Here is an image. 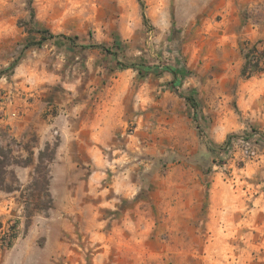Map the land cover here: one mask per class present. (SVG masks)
Masks as SVG:
<instances>
[{
	"label": "rangeland",
	"instance_id": "1",
	"mask_svg": "<svg viewBox=\"0 0 264 264\" xmlns=\"http://www.w3.org/2000/svg\"><path fill=\"white\" fill-rule=\"evenodd\" d=\"M42 29L72 42L33 45ZM263 29L264 0H0V145L33 153L0 190V264H264V223H216L209 202L225 180L246 207L264 191V110L241 114L234 67ZM138 62L175 67L196 120L167 71L121 70ZM35 99L23 118L15 101ZM113 142L115 167L85 150L110 161Z\"/></svg>",
	"mask_w": 264,
	"mask_h": 264
},
{
	"label": "crops",
	"instance_id": "2",
	"mask_svg": "<svg viewBox=\"0 0 264 264\" xmlns=\"http://www.w3.org/2000/svg\"><path fill=\"white\" fill-rule=\"evenodd\" d=\"M264 40V29L259 30L256 33L255 40H250L247 42L253 43L258 40ZM244 64V61H240L235 64L234 67H237L236 73L240 75L241 73V68ZM223 67H227L226 65H223ZM230 67H233V65H230ZM227 76V74H225ZM231 75V74H230ZM224 76V77H226ZM241 76V75H240ZM244 79L243 83L239 86V90L237 93V100H238V109L241 112L242 115L244 116H250V117H255L257 118L259 112L263 109L264 107L261 106V95L264 93V72L258 73L256 75L251 76L250 78H243ZM20 86L22 87L23 85L22 82L19 83ZM146 88L143 87L141 91L139 92V95L145 93ZM123 88H119L118 93L108 101L109 104V112L106 111L107 115H111L112 117H117L125 112L126 104L124 101V96L125 92H123ZM37 101L32 100L31 103L28 105V103H25L24 101L17 100L15 101V106L18 108L20 112L23 114L21 115L23 118H25L31 111H32V106L34 102ZM29 106V107H28ZM10 113L11 109L7 108L3 112V118L0 119L1 121L8 122L10 118ZM94 114H96V111H94ZM1 115V114H0ZM20 116V117H21ZM95 121V120H94ZM93 121V122H94ZM96 136L99 133L98 130H95ZM87 153L95 158L96 162H107L108 165H113L115 167L116 161L122 162L124 160V156L122 155V151L119 150V146L113 142L110 151L108 155H106V158L110 157V161L106 160L104 161L103 156L99 153L98 145H93V146H87ZM56 158H61L59 154H57ZM56 162V159H55ZM123 180V179H122ZM224 187L223 190H218L217 194H212L210 191L209 194V202L211 201L213 203V207H216L217 214L214 218L216 223H264V191L263 192H255L254 195H251V200L252 204L249 207H246V200L249 199V195L246 194V189H240L238 190V187L236 185H233V187H228V182L225 180L223 181ZM122 184H124V181H122ZM241 191V192H239ZM122 194L121 196L124 197L125 194L124 192L121 191L119 192ZM248 195V196H247ZM216 199V202L214 199ZM209 223H213L212 221H208Z\"/></svg>",
	"mask_w": 264,
	"mask_h": 264
},
{
	"label": "trees",
	"instance_id": "3",
	"mask_svg": "<svg viewBox=\"0 0 264 264\" xmlns=\"http://www.w3.org/2000/svg\"><path fill=\"white\" fill-rule=\"evenodd\" d=\"M142 9V18L145 21L146 17L143 12L144 7L141 5ZM31 18H33V10L31 9ZM37 34L39 35L38 39H34L33 45L40 46L42 43L48 40H53L55 43L58 44H65V42H72V39L69 37H66L64 35L60 34H53L49 30L42 29L38 30ZM106 52H108L107 49H105L102 46H96ZM241 52L243 53L244 57V64L241 68V77L243 78H250L253 75H256L258 73L264 72V42L256 41L253 43H245L244 46H242ZM15 65H12L11 68H14ZM133 68L137 70L139 74L143 72H150L155 69H161V65H154V64H146L143 62H138L137 64L131 65V66H125L121 65V70ZM165 71L171 74L172 80L170 81V86L173 90V92L181 99L184 100L185 104L191 109L193 120H196L198 115V102L196 98L193 95H185V93L182 91V80L177 74V71L175 67L166 65L163 67ZM198 128V127H197ZM16 144V141L13 140ZM56 145L51 147L49 143L45 144V147L43 150L38 152V164L42 165L43 160L48 158V161L54 160L55 154H56ZM27 152L26 158H21L19 156L14 155V151L10 145L2 146L0 145V190L4 191L6 193H13L14 191H17L18 186V179L14 175V172L10 170V167L12 166H19V167H28L32 164V147L29 146L25 147ZM38 167V166H37ZM37 174H41V179L43 183L47 186L48 185V176L41 172L39 169H37ZM7 176H9L10 181L7 180ZM10 246V244H9Z\"/></svg>",
	"mask_w": 264,
	"mask_h": 264
}]
</instances>
